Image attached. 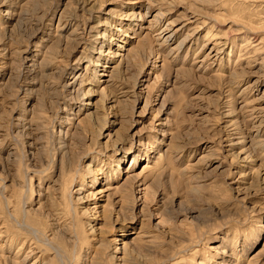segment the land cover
Masks as SVG:
<instances>
[{
	"label": "rangeland",
	"instance_id": "1",
	"mask_svg": "<svg viewBox=\"0 0 264 264\" xmlns=\"http://www.w3.org/2000/svg\"><path fill=\"white\" fill-rule=\"evenodd\" d=\"M124 263L264 264V0H0V264Z\"/></svg>",
	"mask_w": 264,
	"mask_h": 264
},
{
	"label": "bare ground",
	"instance_id": "2",
	"mask_svg": "<svg viewBox=\"0 0 264 264\" xmlns=\"http://www.w3.org/2000/svg\"><path fill=\"white\" fill-rule=\"evenodd\" d=\"M100 63H98V64H96V65H99ZM109 64V63H108ZM105 65V69H109V71L108 70H104V72L102 73V77H107L108 79H105V80H103V79H101V80H103V81H100V82H104L105 84H109L110 83V81H111V79L113 78V76H114V67H112V66H110V65ZM95 65V66H96ZM106 88V87H105ZM111 188V187H110ZM110 188H107V190L109 191V189ZM114 189H117V188H115L114 187ZM114 189H112V190H114ZM107 190H100V191H98V194H101V193H103L104 191H107ZM111 190V191H112ZM128 246V245H127ZM126 242H123V248H124V252L126 251ZM31 252H28L27 253V255L25 256V258L24 259H22L23 261H27L28 259H29V255L28 254H30ZM31 255V254H30ZM125 256H127V258H128V255L127 254H124V257ZM31 257V256H30ZM123 259V258H122ZM121 259V260H122ZM124 264H126V263H124Z\"/></svg>",
	"mask_w": 264,
	"mask_h": 264
}]
</instances>
